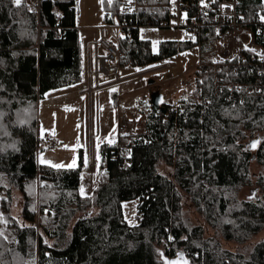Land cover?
I'll return each mask as SVG.
<instances>
[{"label":"trees","instance_id":"trees-1","mask_svg":"<svg viewBox=\"0 0 264 264\" xmlns=\"http://www.w3.org/2000/svg\"><path fill=\"white\" fill-rule=\"evenodd\" d=\"M263 1L238 0V14L259 16ZM76 2L42 0L36 15L29 0H0V228L10 235L0 233V264H160L159 256L171 264H264V237L255 240L264 233V26H251L263 57L241 48L218 65L208 47L214 35L203 36L191 95L150 105L136 131L104 143L97 185L84 196L82 157L69 169L37 159L39 102L84 78ZM121 4L105 0V24L125 18ZM127 18L122 65L146 67L196 46L165 41L154 52L140 37L149 16ZM161 162L173 171H159ZM245 186L257 190L255 199L239 200ZM131 201L134 226L123 208Z\"/></svg>","mask_w":264,"mask_h":264},{"label":"rangeland","instance_id":"rangeland-1","mask_svg":"<svg viewBox=\"0 0 264 264\" xmlns=\"http://www.w3.org/2000/svg\"><path fill=\"white\" fill-rule=\"evenodd\" d=\"M104 8L105 0H77V26L81 34L84 35L91 28L105 25ZM140 37L151 43L154 52H157L161 43L165 41L179 42L194 41L195 39L192 34L182 30L146 28L140 30ZM217 43L216 40H211L208 43V47L215 50L214 62L221 51ZM202 46L196 45L191 49L180 51L170 59L146 67L122 65L121 79L129 76L136 77L128 82L103 88L100 91L89 92V86L85 82L75 87H64L48 93L45 99H42L38 104L40 138L38 163L55 168H78L81 165L82 157L80 189L82 187L83 191H80L84 196L92 193L93 187L95 188L98 181L96 168L97 162L100 160L102 145L117 141L120 135L127 131L125 108L129 104H140L143 98L150 100L154 92L163 93L165 102L171 104H179L181 100L190 96L192 86L186 88L182 82L184 80L192 82L194 70L205 59L203 52L205 47ZM259 55L263 57L262 52ZM168 64L170 67L164 68ZM100 79L103 83V78ZM160 81L161 83L158 84ZM93 84L95 85V82ZM143 86H147L149 91L139 90ZM80 87L86 90L84 94L80 93ZM47 135H52L53 140L48 141ZM56 165H61V167H56ZM158 170L166 173L172 172L173 168L161 162L158 165ZM259 171L258 167H254L252 173L256 174ZM253 186H245L238 194L239 200L255 199L258 192ZM137 203V201H131L123 204L125 218L131 226L137 224ZM0 233L7 238L10 236L4 227L0 228ZM262 237H264V233L255 240ZM228 247L232 248L233 245H228ZM157 250L159 253L162 252V246H158ZM159 258L160 264H171L163 257L159 256Z\"/></svg>","mask_w":264,"mask_h":264},{"label":"built area","instance_id":"built-area-1","mask_svg":"<svg viewBox=\"0 0 264 264\" xmlns=\"http://www.w3.org/2000/svg\"><path fill=\"white\" fill-rule=\"evenodd\" d=\"M41 2L42 0H29L30 11L39 15ZM120 12L125 16L123 20L100 27L98 40L87 43L89 62L87 78L90 83L100 75L118 76L123 57L120 48L121 36L131 28L127 16L148 15V20L139 25L140 29L189 32L195 37L193 42L196 45H203V36L213 34L214 40L218 42L217 46L221 49L215 60L216 65L236 57L241 48L261 53L260 47L253 40L251 26L260 24L264 26V19H261L264 17V1L260 15L254 18L238 14V0H122ZM207 28L210 30H206ZM93 58L96 59L95 69L91 66ZM169 67L168 64L164 68ZM219 72L220 68L217 67L216 76ZM182 85L190 88L192 82L184 80ZM231 89L232 92L240 91L241 87L232 86ZM245 92L249 94L253 92V88L247 86ZM125 134L127 133L120 136ZM46 138L48 141L53 140L51 135H47ZM91 163L93 164L92 161Z\"/></svg>","mask_w":264,"mask_h":264},{"label":"crops","instance_id":"crops-1","mask_svg":"<svg viewBox=\"0 0 264 264\" xmlns=\"http://www.w3.org/2000/svg\"><path fill=\"white\" fill-rule=\"evenodd\" d=\"M99 28H91V30L87 31L84 35L81 34V37H82V40H83V43H84V54H85V57H84L85 58V60H84V78L82 79V81L80 83H78L76 85H73L71 87H75L77 85H81V84H84L86 82L87 85L89 86V88H88L89 92L100 91L103 88H109V87L115 86L117 84L128 82L132 78L136 77V76L135 77L134 76L133 77L129 76L128 78L121 79V77H120V71L121 70H120L118 76H116V77H107V76L100 75L96 79H94L91 83L89 82V80L87 78L88 64H89V62H88V52H87V43H93V42H96L98 40ZM98 51H99V53H102L101 50H98ZM91 66H92L93 69H95V66H96V59L95 58L92 59ZM101 77L104 80L103 83H101V81H102L100 79ZM94 82H95V85L93 84ZM160 83H161V81L158 82V84H160ZM139 90H141V91H145V90L149 91V88L147 86H145V87L143 86ZM85 92H86V90L81 89V87H80V93L84 94ZM150 105H152L151 99L150 100H146L145 98H143L141 100L140 104H137V103H136V105L129 104L125 108V112H126V115H125V119H126L125 120V127L127 129V131H125L126 133L134 131L137 128H139V126L143 125V123L146 120V111L149 109ZM92 162H93V160H92ZM81 189H82V187H81ZM93 190H94V187H93ZM91 194L92 193H89L88 195H85V196H89Z\"/></svg>","mask_w":264,"mask_h":264},{"label":"water","instance_id":"water-1","mask_svg":"<svg viewBox=\"0 0 264 264\" xmlns=\"http://www.w3.org/2000/svg\"><path fill=\"white\" fill-rule=\"evenodd\" d=\"M22 0H20V2H21ZM111 1H116V0H111ZM16 5H18L17 3H16ZM151 102H152V105L154 106V108L156 109V110H159V109H161V107H162V104H163V102H164V97H163V95L161 94V93H159V92H154L153 94H152V96H151ZM256 144H254L253 145V147H252V150H255L256 149Z\"/></svg>","mask_w":264,"mask_h":264},{"label":"snow or ice","instance_id":"snow-or-ice-1","mask_svg":"<svg viewBox=\"0 0 264 264\" xmlns=\"http://www.w3.org/2000/svg\"><path fill=\"white\" fill-rule=\"evenodd\" d=\"M15 2L17 4H19L20 3V0H15ZM261 19H264V17H261ZM113 91H115V89H113ZM73 163H75V161H73ZM56 167H61V165H56ZM81 191H83V190H81Z\"/></svg>","mask_w":264,"mask_h":264}]
</instances>
